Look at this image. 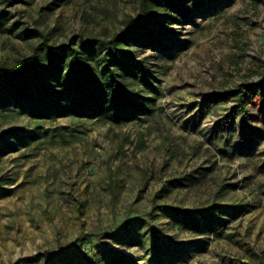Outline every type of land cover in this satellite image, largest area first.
<instances>
[{"label": "rangeland", "instance_id": "obj_1", "mask_svg": "<svg viewBox=\"0 0 264 264\" xmlns=\"http://www.w3.org/2000/svg\"><path fill=\"white\" fill-rule=\"evenodd\" d=\"M142 3L159 18L125 48L147 74L127 120L38 114L29 89L0 104V264H264V0H0V74ZM213 205L209 229L162 209Z\"/></svg>", "mask_w": 264, "mask_h": 264}, {"label": "trees", "instance_id": "obj_2", "mask_svg": "<svg viewBox=\"0 0 264 264\" xmlns=\"http://www.w3.org/2000/svg\"><path fill=\"white\" fill-rule=\"evenodd\" d=\"M15 1L17 0H6L7 4ZM167 2L170 4L171 0ZM173 10L177 11L176 8ZM158 18L146 10L142 3L139 14L126 19L123 28L108 40L93 38L84 42L77 38V45L42 44L38 48L42 50V54L35 55L31 64L25 63L0 74V104L10 98L14 102L21 100L24 89H29L37 99H40V108L36 110L38 114L48 116L55 113L53 101L64 100L68 103L64 112L76 118L102 117L109 123L127 120V111L141 107L137 100L142 99V96L128 90L126 80L134 78L145 84L147 74L140 64L133 68L125 48L138 36L136 32L131 33L133 26L153 23ZM33 77L37 79L34 80ZM240 91L238 89L236 93ZM248 91L264 97V74L258 82L248 88ZM227 96L228 94H214L208 97V102L216 104ZM162 209L169 213L173 221L182 222L194 229H209L210 224H200L199 220H213L217 213L226 210L219 205L194 210L169 206H163ZM78 239H83V236H79ZM62 252L63 250L45 252L43 255L53 258L60 256ZM40 256L41 254L37 253L27 258V261L35 262Z\"/></svg>", "mask_w": 264, "mask_h": 264}]
</instances>
